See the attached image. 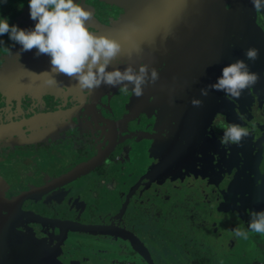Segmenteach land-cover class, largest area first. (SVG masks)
<instances>
[{
    "label": "flooded vegetation",
    "instance_id": "1",
    "mask_svg": "<svg viewBox=\"0 0 264 264\" xmlns=\"http://www.w3.org/2000/svg\"><path fill=\"white\" fill-rule=\"evenodd\" d=\"M80 3L93 13L89 30L122 45L109 70L146 64L159 79L140 97L131 85L85 91L63 74L49 84V56L0 36V264H150L128 234L151 264H264V233L245 240L233 231L250 230L252 212L264 211V11L252 0ZM4 17L20 28L35 24L28 0L0 2ZM248 48L259 50L255 61ZM238 58L258 82L238 99L202 96ZM221 121L249 135L222 145ZM165 151L183 173L177 191L145 186L144 169L168 158ZM212 155L218 164L206 174L200 168ZM197 179L214 185L221 211L230 212L200 237ZM236 214L239 225L230 220Z\"/></svg>",
    "mask_w": 264,
    "mask_h": 264
},
{
    "label": "clouds",
    "instance_id": "2",
    "mask_svg": "<svg viewBox=\"0 0 264 264\" xmlns=\"http://www.w3.org/2000/svg\"><path fill=\"white\" fill-rule=\"evenodd\" d=\"M6 3L7 0H0ZM256 11H264V0H252ZM29 16L35 21L30 29L9 24L8 18H0V36L8 35L9 39L18 43L20 51H32L35 55H47L50 58V70L46 81L55 83V75L63 74L76 81L85 91H91L106 85L110 87L123 86L137 97L144 94V88L149 83H155L159 74L155 68L141 64L134 68L131 64L123 70L109 65L117 60L123 51L119 41L106 35L89 30L87 22L93 13L80 3V0H28ZM259 50L248 48L245 51L247 60L255 61ZM259 75L250 71L249 65L242 59H236L221 69V75L215 82L200 89L202 96H207L209 90L222 91L225 96L238 99L243 90L254 86ZM194 107H200L202 100L193 98ZM218 127L223 128L220 143L239 145L241 140L249 135L247 128L237 124L225 125L221 121ZM248 228L256 233H264V211H253ZM236 237L247 238L245 231L234 229Z\"/></svg>",
    "mask_w": 264,
    "mask_h": 264
},
{
    "label": "rangeland",
    "instance_id": "3",
    "mask_svg": "<svg viewBox=\"0 0 264 264\" xmlns=\"http://www.w3.org/2000/svg\"><path fill=\"white\" fill-rule=\"evenodd\" d=\"M262 138H264V134H262ZM121 152L124 153L123 150ZM164 153H165V155L168 156V158L163 159V160H156L155 161V158H153V156H151L153 158L152 166H149L148 168L146 167L144 169V172L146 171L145 174L143 175L144 180L146 182L145 186H149L150 184L162 185L161 188H164V187L168 188V186H170L168 191H172L173 187H175L176 191H177L180 189L177 186V184L181 183L183 173L180 171V168H179L180 166L178 165V163H174V161L169 157L171 155V152L165 151ZM165 155L161 154L159 157H162ZM215 157L216 156L212 155V157L205 159L203 161V165H202V168H200V170H203L204 173L209 174V171H212L213 169H215L216 165L218 164L215 160ZM223 158H224V156H220L221 160H223ZM148 159H150V156L148 157ZM231 168L234 169V167L231 166L230 164L228 165V167H225V168L222 167V170L219 166L220 170H218V173L222 175L224 173L231 171ZM139 170H142V168H140ZM134 173L135 174L138 173V170L137 171L135 170V172H133V173L130 172V174H129L130 180H129V186L128 187L130 189H134L138 185V180H136V176L134 177ZM191 178H192V174H190L189 180ZM192 179L189 182V184H187V185H191L194 183L192 181ZM184 181L187 183L188 178L185 177ZM195 184H197L196 188L198 189V236L200 237V236H204V234H206V233L207 234L211 233V229L213 228L214 225L215 226H217V225L222 226L223 225L222 221L226 220L225 218H227L228 215H230V212H228L226 210L221 211V205H220V203L222 201L221 198H214V195L212 194V190H214V188H215L214 185L210 186L211 183H209L203 179H197ZM248 184L249 183L244 184L245 189H248ZM220 186H221L220 188L223 187L222 184ZM184 188H187V186ZM170 193L171 192H169V194ZM205 194H206V196H205ZM261 198H262V196H260V200H261ZM258 199L259 198L256 197L257 203H258ZM244 202L246 203V199H242V205L244 204ZM224 206L226 208H229L228 205H224ZM217 211H220V212H217ZM222 212H226V213H222ZM239 218H240V216L238 214H236L235 216H232L230 220L236 221L235 223L237 225H239L238 224V223H240ZM244 219L246 220V218H244ZM230 223L235 224L234 222H231V221H230ZM188 227H190V226L188 225ZM191 227L195 228L196 226H195V224H193V226H191ZM186 232H188V231H186ZM246 234H247V236H252V231L246 230Z\"/></svg>",
    "mask_w": 264,
    "mask_h": 264
},
{
    "label": "water",
    "instance_id": "4",
    "mask_svg": "<svg viewBox=\"0 0 264 264\" xmlns=\"http://www.w3.org/2000/svg\"><path fill=\"white\" fill-rule=\"evenodd\" d=\"M3 202H5V197H4L2 189L0 188V208L3 206ZM128 236L130 237L129 239L133 242V244H135L139 248V250L142 252L144 257L151 264V260L148 256V253L144 249V246L142 245V243L136 237L135 238L131 237L129 234H128Z\"/></svg>",
    "mask_w": 264,
    "mask_h": 264
}]
</instances>
